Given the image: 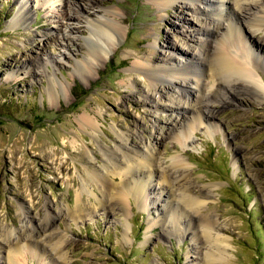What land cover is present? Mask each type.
I'll use <instances>...</instances> for the list:
<instances>
[{"label": "rangeland", "instance_id": "1", "mask_svg": "<svg viewBox=\"0 0 264 264\" xmlns=\"http://www.w3.org/2000/svg\"><path fill=\"white\" fill-rule=\"evenodd\" d=\"M21 1L0 0V264H8L16 235L23 264H264V93L245 86L225 103L210 96L200 109L211 120L191 130L183 146L171 132L181 125L178 98L182 89L194 90L193 75L162 84L157 94L132 67L154 45L159 58L175 63L198 52L192 30L204 27L209 15L201 2L191 1L197 7L185 9L181 22L174 17L178 4L160 8L152 0H28L26 22L16 25ZM252 9L236 12L248 34L245 44L264 47V19L253 32ZM104 15L120 27L106 43L107 55L90 35L102 43L105 37L89 24ZM168 43L184 51L174 53ZM85 113L97 116L96 132L80 125ZM124 134L133 152L156 154L154 168L135 173L145 182L152 174L145 196L129 194L125 206L117 193L120 177L108 173L106 190L91 177L101 174L103 153L111 156ZM173 157L185 167H174ZM162 176L173 184V213H186L179 225L176 219L167 225ZM185 189L204 204L180 201ZM79 194L82 211L75 212ZM34 226L40 233L51 227L54 235L44 237L50 242L36 238ZM5 228L16 233L11 242L3 240Z\"/></svg>", "mask_w": 264, "mask_h": 264}, {"label": "bare ground", "instance_id": "2", "mask_svg": "<svg viewBox=\"0 0 264 264\" xmlns=\"http://www.w3.org/2000/svg\"><path fill=\"white\" fill-rule=\"evenodd\" d=\"M152 1L160 8L172 7L173 5L178 4V9L180 12L178 14H175L174 17L180 19L181 22L186 20L185 16L182 15L185 9L190 8L194 10V8L197 7L196 5L195 6L191 5V1H195V2L198 1V3L201 2V4L203 5L202 7L203 13L207 11V14H209L207 17L208 21H205L204 27L198 30H192V31H197L196 34H198L199 36L198 39L196 40L197 41L196 44L199 46V51L194 53L191 56V58H189L185 62L175 63L174 60L170 57L165 61L162 60L161 58H159L156 52L157 46L154 45L152 47L153 50H150L148 54H144L142 57H139L132 64V67L135 70H137L139 73H141L149 81L150 92L157 94L158 93L162 94V90H161L162 84H166V83L175 84L179 78H181L182 80H186L188 79L187 76L189 74L193 75L194 81H192V83L195 86L194 90L189 91L188 88L182 89L184 96L183 97L180 96L178 98L179 99L178 105L184 111L183 113H181V119L178 122V125L179 124L181 125L177 128L178 130L177 132L176 131L171 132L173 138L178 139L183 144V146H185L186 140L188 138V133L191 130H194V128L198 124L204 122L209 123V121L211 120L210 118L212 117V115L207 116L203 112L202 110L203 108L200 109L201 108L200 105H202V107H208L209 102L213 98L210 96L219 95L223 99V101L234 100L233 99L235 97L234 95L237 96L240 95L241 91L245 88V86L252 87L255 91L264 93V84L260 82L261 76L259 73L260 68L264 67V58L263 56H261L263 55V52L262 53L260 52L261 49L264 50V47L259 44L257 45L256 43L250 47L246 46L245 41L248 39L247 38L248 34L245 33L244 26L242 27V24L244 23L242 21H239L238 14H236V12L238 11L242 12L243 10L246 9L251 10V8H253L252 10H254V12L251 13V20L249 21V24H251V26L253 27L254 29L253 32L261 31L262 22L264 19V0H152ZM27 7H28V0L27 1L22 0L20 2L19 11L15 16L16 25L19 23L24 24L26 22V17L24 16V14L26 12ZM105 11L108 15L114 14V12L110 10H105ZM215 16L216 18H214ZM103 17H104L103 21H96V22L89 21V24L94 30H96L98 33H100L102 36L105 37V42L102 43L99 37H97L94 32H91L90 37L92 38L91 41L95 44L96 47H98L97 49L101 52H104L107 55L109 51L107 47L108 44L107 41L110 42L113 41L114 35L116 36L120 34V27L109 17H105V15ZM221 18L224 19V22L221 21ZM210 23L213 24L212 28L210 27L211 26ZM106 26L109 28L110 31L105 30ZM250 37H252V35ZM168 44H169L168 50H172L174 53L180 54L184 51L176 43H168ZM82 63L84 64L83 65L84 69L88 67V64L85 60H83ZM195 70H197L196 73L194 72ZM239 79L243 80L242 83L236 82ZM243 82L245 83L244 86H243ZM128 86L134 87L133 82L129 83ZM144 97L149 101V104L152 103L153 97L151 94L144 95ZM184 97H189L193 100L192 101L190 100L191 102L187 103L184 101ZM225 102L226 101H224V103ZM188 105L191 106V108H187ZM196 107L198 108L196 109ZM211 112L213 111H210V113ZM188 113L191 114V117L187 120L185 116ZM79 122L83 128L91 130L93 132H96V130L98 129L97 116H90V114L85 113L80 117ZM119 137L121 141L117 142L116 149L114 150L111 149L112 152L111 156L107 155L105 152L103 153V155L105 156L104 164L102 166L104 170L100 171L101 173L100 175L99 173L92 171L91 177L92 180L98 182L100 181L101 187L104 190H106L107 188L106 186L108 185L106 184L108 183V180L105 179L108 173L111 174L114 173L118 177H120L121 183H119L120 185L117 188V193L120 200H122V205L125 206V200H126L125 196H127L128 198V195L132 193L138 195L139 198L145 196L144 194H145L146 186L149 183V181H151L152 174L148 173L149 181L145 182L144 180H137L135 178V173L137 172L144 173L146 169L154 168L156 154H154L152 150H147V152H143V153L133 152L131 148L128 147V145L130 144L128 142L129 138L126 137L125 134L119 135ZM172 164L175 165L174 167L176 168L177 167L184 168L186 165L185 161L182 160V158L180 157H173ZM165 179L167 180V178L162 176V179H160L158 184H160L161 188L166 189L167 193L169 194L167 198L165 197L166 201L164 200L165 204L163 208L167 210L170 209L171 213L167 215L169 217L168 218L169 220L167 221V225L168 222L170 221V226H173V220L176 219L175 224L177 225L180 222L178 217L180 215L181 216L184 215L185 212H183L181 209L176 208L175 213H173L172 206L170 204V201H172L171 186L173 187V184L169 183L170 180L166 181ZM173 183L175 187L178 186L177 184H175V182ZM186 186L188 185L185 184L184 187L186 188ZM84 189L86 190V186L83 187V190ZM177 189L180 190V187L178 186ZM164 191L165 190H161V194H163ZM180 193L182 195L178 197L180 201L183 200L184 201L189 200L190 202L193 201L198 207L204 204V200H200L199 199L200 197H197V199H195L193 197V194L191 195L190 193L186 192V189L184 192L180 191ZM80 200H81V195L79 194L78 203L76 206L77 209L75 210V212L82 211L80 209L81 205L79 204L81 203ZM98 201L100 203H104V201H102V198H100ZM69 213L70 211L69 209H67L66 214ZM46 215L49 216L48 213ZM184 216H186V213ZM188 219L190 220V218ZM162 220H163V216H161V221ZM189 224L190 223L184 225L185 231L189 229ZM34 228L38 233H40V228L35 226ZM2 230L5 234L3 236V240L5 241H9L10 238L8 239V237L13 236V234H16L15 232H13L11 229L8 228ZM211 231L212 228H207L205 230V232H209V234ZM50 234L51 237L54 235L51 227L50 230L47 231L45 230L43 233L38 234L36 238L40 237L45 239L44 237L47 238L49 237L48 235ZM15 237H16L15 238L16 242L12 247H10V250L5 258L6 263L23 264L21 261V256L24 255L25 251L22 247H20V245H18V242L21 239L20 235H16ZM45 241L50 242V240H46V239ZM1 248H2V244H0V249ZM1 252L2 251L0 250V253ZM209 254L210 252H206L205 257L207 260H209ZM58 257L61 259H65V257H62V255ZM58 264H61V262Z\"/></svg>", "mask_w": 264, "mask_h": 264}]
</instances>
